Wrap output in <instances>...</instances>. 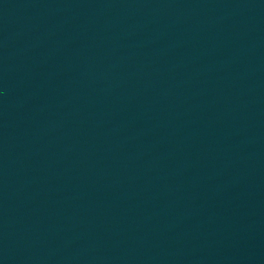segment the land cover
Listing matches in <instances>:
<instances>
[{
	"label": "water",
	"instance_id": "water-1",
	"mask_svg": "<svg viewBox=\"0 0 264 264\" xmlns=\"http://www.w3.org/2000/svg\"><path fill=\"white\" fill-rule=\"evenodd\" d=\"M0 264H264V0H0Z\"/></svg>",
	"mask_w": 264,
	"mask_h": 264
}]
</instances>
